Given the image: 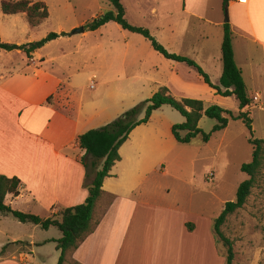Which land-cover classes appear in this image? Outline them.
Masks as SVG:
<instances>
[{"label": "crops", "instance_id": "1", "mask_svg": "<svg viewBox=\"0 0 264 264\" xmlns=\"http://www.w3.org/2000/svg\"><path fill=\"white\" fill-rule=\"evenodd\" d=\"M216 1L191 0L195 10H184L201 19L208 15L205 20L221 27L224 35L226 21L216 11L223 8V0L220 4ZM226 12L233 30L235 60L242 70L253 108L256 100L250 90L255 91L258 99L264 92V0H230ZM200 36L192 41L186 55L209 74L214 84H219L223 61L217 55L213 57L215 51L211 50L206 30ZM43 48L46 45L31 56L26 55L24 67L0 69V173L21 180L19 196H8V203L49 217L61 208L84 203L88 197V184L94 172L87 174L80 161L85 151L80 148L79 136L90 129L88 125L103 109L95 102L98 95H90V109H84V86L74 80L75 71L81 72L83 67L73 68L69 64V68L63 61L66 52L45 54ZM179 63L182 62L175 65L170 83L166 84L171 93L178 98L193 97L219 104L236 114L240 111L234 96L216 93L202 77L195 83L193 71ZM214 69L216 75L212 76ZM122 87L117 86L119 90ZM195 89L209 95L197 96ZM150 121L137 126L121 146V159L105 178V192L96 207L99 224L72 258L81 264H225L226 257L218 250L213 227L201 230L197 223H190L188 229L189 220L174 214L140 213L141 205L159 206L152 197L144 198L142 184L155 173H170L164 168L165 156L175 148L172 139L166 144L162 142L161 134L150 127ZM7 217H1L0 223ZM32 225L27 235L30 241L23 242L21 236L0 228L6 239L0 244V251L5 247L0 264H57L60 251L55 240L62 232L57 227L42 229ZM54 228L58 233H50ZM51 245V255L45 254ZM51 259L53 262L49 263Z\"/></svg>", "mask_w": 264, "mask_h": 264}, {"label": "rangeland", "instance_id": "2", "mask_svg": "<svg viewBox=\"0 0 264 264\" xmlns=\"http://www.w3.org/2000/svg\"><path fill=\"white\" fill-rule=\"evenodd\" d=\"M29 1L45 2L50 16L40 23H33L27 13L6 15L2 12L0 0L1 40L26 44L40 41L53 32L67 33L48 41L42 51L45 54H62L64 51L67 55L63 61L68 67L69 64L73 68L74 65L83 67L81 72L75 71L74 80L84 86V109H90L87 100L90 95H98L95 102L103 109L88 125L91 126L90 129L103 127L116 120L127 110L151 98L161 86H168L166 84L170 83L172 71L178 62L157 52L143 35L125 30L114 21L97 30L87 27L93 19L113 10L109 0ZM221 1L216 2L220 4ZM122 2L128 21L148 28L170 52L187 56L192 44L206 30L211 50L215 51L213 57L217 55L222 60V28L206 21L208 15L204 14L201 19L190 11H185V8L195 10L191 7V0ZM216 11L228 22L229 15L224 8H217ZM24 58L26 53L18 49H0V69L5 71L24 67ZM179 64L193 71L192 81L195 83L202 77L196 68L186 63ZM216 71L217 69L211 71L212 76L216 75ZM202 80L204 81L203 77ZM92 83L95 88H91ZM121 85L123 87L119 90L117 86ZM193 91L200 97L209 95L203 90ZM250 94L256 100V105L251 109L254 120L253 135L255 138L264 139V92L261 93L262 97L259 96L260 99L255 91L250 90ZM183 121L182 114L169 105L153 112L150 127H155L154 131L161 134L165 144L168 139H172L175 148L165 156L164 168L170 173L166 176H156L155 173L142 184L143 191L146 192L144 198L152 197L160 207L141 205L140 213L174 214L189 220L188 227L186 226L188 229L191 228L190 223H197L201 230L211 227L214 230V220L222 213L225 203L236 200L239 185L249 178L241 167L253 159V147L249 142L250 131L241 120H231L225 130L213 133L209 142H202L196 137L189 144H181L174 138L172 126ZM216 123L215 119L204 115L200 127L205 132H210ZM160 159L163 160V157ZM211 173L215 176L210 177ZM162 204L174 206V209L163 208ZM1 217L7 216L0 215ZM2 219L6 220L0 223V228L21 236L22 242L30 241L27 235L31 233L32 224H24L11 215ZM221 230L232 242L235 252L233 264H264V167L257 176L246 204L228 217ZM57 231L54 228L50 233ZM216 237L221 251L227 252L225 242L219 236ZM5 240L0 232V244ZM52 250V245L48 246L45 254L51 255ZM19 255L18 253L17 256ZM58 260L59 255L56 263ZM224 261L226 264L227 259L224 258ZM52 262L51 259L49 263Z\"/></svg>", "mask_w": 264, "mask_h": 264}, {"label": "trees", "instance_id": "3", "mask_svg": "<svg viewBox=\"0 0 264 264\" xmlns=\"http://www.w3.org/2000/svg\"><path fill=\"white\" fill-rule=\"evenodd\" d=\"M109 1L113 6V10L88 23L87 27L90 30H97L114 21L125 30L143 35L151 42L152 47L167 59L186 63L196 68L200 76L203 77L210 87L216 90V93L225 97L234 96L239 103L240 111L236 114L234 111L226 109L219 104L207 105L204 100L193 97L179 99L171 93L167 86H161L151 98L127 110L116 120L103 127L90 129L79 136L80 148L85 151V156L81 159L82 164L87 174L94 172V178L88 184L89 194L84 203L73 207L61 208L58 213H53L49 217L25 212L7 202L8 196L13 198L19 196L21 180L16 176L9 177L0 173V213L11 215L22 223L39 225L42 229L57 227L62 232V236L55 240L57 250L60 251L57 264H66L70 261H73L74 264H81L72 258V254L96 230L99 221L95 218V211L105 192L103 189L104 180L110 176L113 166L121 159L119 150L137 126L148 123L154 111L164 105H169L179 111L184 117L182 123L172 126L174 138L181 144H189L196 137H199L202 142H209L213 133L226 129L231 120H241L250 131L249 142L253 147L252 161L243 164L241 167V170L247 173L249 178L239 185L236 200L225 203L222 213L215 218L213 224L215 237L216 235L219 236L227 247V252H222L216 237L218 250L226 257V264H233L235 258L233 245L223 234L221 227L230 215L246 204L251 195L257 176L264 167V139L255 138L253 135L254 120L251 112L253 100L248 94L242 70L235 60L231 24L228 21L223 25V73L220 83L214 84L209 74L194 59L170 52L155 38L148 28L130 23L126 17L127 12L122 0ZM229 2L230 0H223V8L226 11ZM1 9L6 15L27 13L28 18L33 23H40L50 16L48 6L43 1L2 0ZM66 34L64 32L61 34L53 32L40 41L26 44L4 42L0 37V49H18L26 53L27 56H31L34 51L42 48L48 41ZM142 114L144 115L142 116ZM204 115L217 121L210 132H205L200 127V121ZM189 226L191 225L189 224ZM4 253L5 247L0 251V256Z\"/></svg>", "mask_w": 264, "mask_h": 264}, {"label": "built area", "instance_id": "4", "mask_svg": "<svg viewBox=\"0 0 264 264\" xmlns=\"http://www.w3.org/2000/svg\"><path fill=\"white\" fill-rule=\"evenodd\" d=\"M91 88H95V84H94V83L91 84ZM214 176H215L214 173H211V174H210V177H214Z\"/></svg>", "mask_w": 264, "mask_h": 264}, {"label": "water", "instance_id": "5", "mask_svg": "<svg viewBox=\"0 0 264 264\" xmlns=\"http://www.w3.org/2000/svg\"><path fill=\"white\" fill-rule=\"evenodd\" d=\"M227 21H229V18L227 17ZM75 31H78V30H75Z\"/></svg>", "mask_w": 264, "mask_h": 264}]
</instances>
